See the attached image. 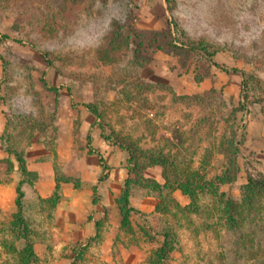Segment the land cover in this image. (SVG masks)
<instances>
[{"label": "rangeland", "instance_id": "rangeland-1", "mask_svg": "<svg viewBox=\"0 0 264 264\" xmlns=\"http://www.w3.org/2000/svg\"><path fill=\"white\" fill-rule=\"evenodd\" d=\"M134 7L155 30L166 19L176 23V40L195 46L190 58L158 52L148 64L135 63L132 47L113 36ZM0 57V99L18 153L37 132L54 137L55 123L73 113L78 123L88 116L102 133L137 148L142 165L149 154L170 159L146 167L131 185L132 198L150 206L154 197L167 211L132 212L108 251L104 237L79 241L60 228L52 202L42 222L0 208V264H151L163 241L155 231L177 220L172 264H264V232L256 235L249 220L242 232L205 229L214 219L203 213L185 220L177 210L191 203L188 195L169 184L161 197L149 185L164 184L165 170L172 180L220 172L222 144L235 132L241 156L264 174V0H0ZM241 176L221 192L239 199L247 182ZM199 202L210 208L213 201ZM260 205L264 210V198Z\"/></svg>", "mask_w": 264, "mask_h": 264}, {"label": "crops", "instance_id": "crops-1", "mask_svg": "<svg viewBox=\"0 0 264 264\" xmlns=\"http://www.w3.org/2000/svg\"><path fill=\"white\" fill-rule=\"evenodd\" d=\"M142 21V15L138 14L139 28L155 30L151 28L152 19L146 18L143 25ZM166 24L167 19L160 29ZM4 71L0 57V82L5 76ZM8 116L0 99L2 212L15 209L16 213L17 210L23 213L27 223L42 222L49 220L45 207L52 202L54 218L60 228L79 241L104 237L103 247L105 251L110 250L121 226L117 198L129 178L126 152L105 140L101 130L92 126L93 119L87 116L78 123V118L71 113L67 119L55 123L54 137L37 132L33 142L18 153L10 143L14 132L9 127ZM19 156L24 171L20 168ZM146 176L160 179L159 175L153 176L150 172ZM150 199L155 202L148 206L146 200L139 202L131 196L130 205L148 213L157 206V199L149 197L148 203ZM37 228L41 229L39 225ZM135 264H139L138 260Z\"/></svg>", "mask_w": 264, "mask_h": 264}, {"label": "trees", "instance_id": "trees-1", "mask_svg": "<svg viewBox=\"0 0 264 264\" xmlns=\"http://www.w3.org/2000/svg\"><path fill=\"white\" fill-rule=\"evenodd\" d=\"M168 1V0H167ZM168 10L172 11V7L168 5ZM137 7L131 8L125 23L119 27L113 34L114 39L117 41H124L126 45L132 47L133 60L138 64L150 63L158 52H164L168 55L177 56L179 58L191 56V51L195 50V46H190L185 42H180L175 38V31L179 30L178 25L173 21L168 20L167 25L160 30H143L137 25ZM204 53H209L206 47L202 48ZM209 55V54H208ZM213 55V54H211ZM88 107V106H87ZM89 108V107H88ZM91 111L98 116L97 110L91 109ZM103 130V129H102ZM236 132L232 139L228 142H223L222 150L224 155V165L220 172L212 174L211 172L207 176L200 174L199 172H184V174L176 173L174 180L167 176V170L163 172L165 183L161 184L158 181H151L149 184L154 192H158L162 197V193L170 185L172 189H179L184 194L188 195L191 199V203L184 207L180 204H176L177 210L185 216V220L191 215H202L205 213L207 219H214L208 222L205 229H218L224 228L230 231H243V225L246 221H250L254 224L256 235L264 232V210L260 205V201L264 198V174L258 169L250 168L253 164L249 158H243L240 153L241 140L238 141L235 138ZM102 136L105 140L113 143L127 150L129 154L128 159V172L129 178L125 184L121 195L117 198V204L121 213V226L126 227L130 224V216L132 212H138L130 205L131 197V185L136 183L138 179H143L141 173L148 166L163 165L166 161L169 162V158L165 154H149L147 158L149 164L142 165L139 160V150L137 148H128L120 140H116L111 135H106L104 132ZM252 158V156H250ZM243 159L241 165L240 160ZM20 168L24 171V165L22 159L19 156ZM146 165V166H145ZM245 173L246 183L242 186L241 196L235 200L231 196H227L226 192H221L222 185H230L241 178V173ZM180 176V177H179ZM135 181V182H134ZM170 184V185H169ZM169 188V189H171ZM210 197L212 199V206L203 205L199 202L200 197ZM19 203V201H18ZM156 211L159 213L167 211L166 208L161 207L158 203ZM200 217V216H199ZM175 228L165 229L163 231H155L154 236L163 237V241L155 247L150 258L151 264H172L173 249L172 241L176 229L179 227L180 222L175 221ZM187 223L190 225L192 220L189 219ZM168 228V227H166ZM146 234V233H145ZM28 248V247H27ZM34 253V247L32 248Z\"/></svg>", "mask_w": 264, "mask_h": 264}]
</instances>
